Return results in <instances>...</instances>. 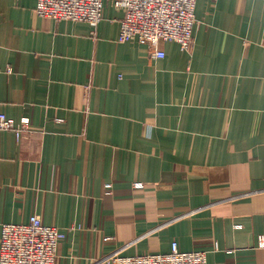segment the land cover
Instances as JSON below:
<instances>
[{
  "label": "crops",
  "instance_id": "crops-1",
  "mask_svg": "<svg viewBox=\"0 0 264 264\" xmlns=\"http://www.w3.org/2000/svg\"><path fill=\"white\" fill-rule=\"evenodd\" d=\"M0 0V238L39 214L66 233L56 264L206 250L264 264V0H197L194 43L118 40Z\"/></svg>",
  "mask_w": 264,
  "mask_h": 264
},
{
  "label": "built area",
  "instance_id": "built-area-1",
  "mask_svg": "<svg viewBox=\"0 0 264 264\" xmlns=\"http://www.w3.org/2000/svg\"><path fill=\"white\" fill-rule=\"evenodd\" d=\"M108 0H37L39 16L55 20L86 21L97 27ZM123 11L118 40L138 41L152 48V55L164 58L163 41H175L183 50L194 43L197 0H112ZM31 119L19 120L0 113V129L12 130L18 140L31 134ZM66 233L45 224L39 214L24 223H5L0 238V264H56L57 248ZM110 264H207L206 250L182 251L173 242L167 252L153 254H108Z\"/></svg>",
  "mask_w": 264,
  "mask_h": 264
},
{
  "label": "rangeland",
  "instance_id": "rangeland-1",
  "mask_svg": "<svg viewBox=\"0 0 264 264\" xmlns=\"http://www.w3.org/2000/svg\"><path fill=\"white\" fill-rule=\"evenodd\" d=\"M196 8V7H195Z\"/></svg>",
  "mask_w": 264,
  "mask_h": 264
}]
</instances>
